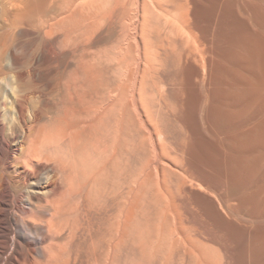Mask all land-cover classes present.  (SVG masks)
<instances>
[{"label": "bare ground", "instance_id": "6f19581e", "mask_svg": "<svg viewBox=\"0 0 264 264\" xmlns=\"http://www.w3.org/2000/svg\"><path fill=\"white\" fill-rule=\"evenodd\" d=\"M2 1L0 264H264V0Z\"/></svg>", "mask_w": 264, "mask_h": 264}, {"label": "rangeland", "instance_id": "374dc122", "mask_svg": "<svg viewBox=\"0 0 264 264\" xmlns=\"http://www.w3.org/2000/svg\"><path fill=\"white\" fill-rule=\"evenodd\" d=\"M4 2L6 1L7 2V0H3ZM2 1V2H3ZM9 1H11V0H9ZM44 2H45V5L47 4L48 5V3L50 2V0H44ZM46 5V6H47ZM11 9H12V12L13 13H11L12 15L14 14V18L15 17H19L20 15H21V12L20 11H18V9H15V7H11ZM19 13V14H16V13ZM16 15H18V16H16ZM11 18L12 19H14L13 18V16H11ZM18 26H22V27H24V26H26L25 24H22L21 25V23H20V25H18ZM18 28H21V27H18ZM26 29V28H25ZM6 33H8L9 34V36H8V34H6ZM13 33V32H12ZM11 32H1L0 33V57H2L3 56V53H4V50H5V47H6V44L7 43H10L11 41H17V42H20V46H21V49H20V52H19V54L21 55V56H24V55H26L27 53H28V51L30 50V48L33 46L32 45V43L34 44V42H33V40L30 38V37H28V36H26L25 34H24V32L23 33H20V32H15L16 34H12ZM5 34H6V36H5ZM22 34H24V35H22ZM13 35V36H12ZM21 35V36H20ZM2 36V37H1ZM3 36H4V39H2L3 38ZM11 36V37H10ZM23 36V37H22ZM6 37V38H5ZM9 37V38H8ZM27 39H26V38ZM11 38H12V40H11ZM23 38V39H22ZM25 38V39H24ZM5 39H7V40H5ZM9 39V40H8ZM20 39V40H19ZM1 41H3L2 43H1ZM23 43H22V42ZM31 42V43H30ZM26 44V45H25ZM3 45H5V46H3ZM12 226H13V228L15 229V230H17V232H22V229L21 228H18L16 225H15V223H12ZM16 226V227H15ZM20 230V231H19ZM15 237V235L13 236L12 235V238H14ZM13 247H11V249L10 250H8V254L7 255H11L13 252H14V248L12 249Z\"/></svg>", "mask_w": 264, "mask_h": 264}]
</instances>
